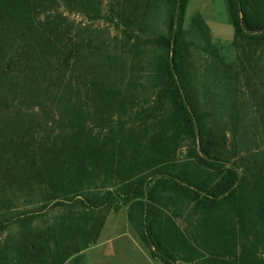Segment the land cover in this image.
<instances>
[{
	"label": "trees",
	"instance_id": "1",
	"mask_svg": "<svg viewBox=\"0 0 264 264\" xmlns=\"http://www.w3.org/2000/svg\"><path fill=\"white\" fill-rule=\"evenodd\" d=\"M225 1L199 66L191 0H0V264H85L122 206L164 264H264V0Z\"/></svg>",
	"mask_w": 264,
	"mask_h": 264
},
{
	"label": "rangeland",
	"instance_id": "2",
	"mask_svg": "<svg viewBox=\"0 0 264 264\" xmlns=\"http://www.w3.org/2000/svg\"><path fill=\"white\" fill-rule=\"evenodd\" d=\"M202 20L203 24L198 26L195 20ZM185 28L187 30V36L189 39L196 41L197 48L195 50V57L199 66L204 61L206 53L201 48L206 45L207 41L217 47L218 52L228 61H234L236 59V51L232 46V42L235 36V29L232 25L225 0H191L187 15L185 19ZM114 37L119 35L117 31L111 32V39L114 45L118 42L114 40ZM121 38L118 39L120 41ZM219 119L226 122L228 114L223 117L222 114L218 115ZM220 132L219 141L222 144V148L227 150L228 154L234 152L233 142L229 129L225 124H221L218 128ZM184 150V148H182ZM182 155V151L179 152ZM127 208L122 206L119 211H111V225H114L113 230H109V236L112 237L110 249L114 251L115 244H135L136 241L132 239V234L136 236L138 244H144L137 236L133 226L127 218ZM130 230V231H129ZM146 246V245H145ZM133 247V246H132ZM95 251H90L87 255L88 264L94 263ZM130 261L125 260V264H140V259L129 257ZM118 264H122L121 262ZM164 264V263H158Z\"/></svg>",
	"mask_w": 264,
	"mask_h": 264
},
{
	"label": "crops",
	"instance_id": "3",
	"mask_svg": "<svg viewBox=\"0 0 264 264\" xmlns=\"http://www.w3.org/2000/svg\"><path fill=\"white\" fill-rule=\"evenodd\" d=\"M127 213V212H126ZM111 215L107 217V221L104 225V228L99 236V239L96 244H93L91 247L87 248L83 254L85 256V264H88L87 255L90 251H95L94 263L95 264H125L126 261H130L128 258H138L140 259V264H158L163 263L159 259H154L151 257L149 249L145 244H138L137 238L132 234V239L136 241L135 244H115L114 251L110 249L109 241L111 238L109 232L113 230L114 225H111ZM110 230V231H109ZM130 231V230H129ZM137 234V233H136ZM139 238V237H138ZM133 246V247H132Z\"/></svg>",
	"mask_w": 264,
	"mask_h": 264
}]
</instances>
